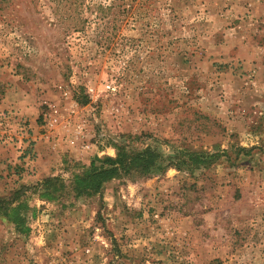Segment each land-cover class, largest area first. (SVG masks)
<instances>
[{
  "label": "rangeland",
  "instance_id": "obj_1",
  "mask_svg": "<svg viewBox=\"0 0 264 264\" xmlns=\"http://www.w3.org/2000/svg\"><path fill=\"white\" fill-rule=\"evenodd\" d=\"M0 264H264V0H0Z\"/></svg>",
  "mask_w": 264,
  "mask_h": 264
},
{
  "label": "trees",
  "instance_id": "obj_2",
  "mask_svg": "<svg viewBox=\"0 0 264 264\" xmlns=\"http://www.w3.org/2000/svg\"><path fill=\"white\" fill-rule=\"evenodd\" d=\"M150 154L148 153L147 156H145V159L143 160V157H141L140 159V155L139 158L137 160H143V161H149L150 158ZM134 157V156H133ZM151 159V158H150ZM109 161L112 162L111 159L106 158L104 159V161ZM117 162L119 160H116ZM113 168H104V169H95L94 167L90 168L88 171H86V173L82 176H76L74 179V184L76 186L77 190L85 191L88 189H96L98 187V183H99V179H104L107 178L108 176H110V174L113 172Z\"/></svg>",
  "mask_w": 264,
  "mask_h": 264
},
{
  "label": "built area",
  "instance_id": "obj_3",
  "mask_svg": "<svg viewBox=\"0 0 264 264\" xmlns=\"http://www.w3.org/2000/svg\"><path fill=\"white\" fill-rule=\"evenodd\" d=\"M103 90L107 93H111V94H115L118 92V86L114 83L113 80H108L104 83L103 85ZM53 110V112H52ZM57 110L56 109H51V112L48 113H56ZM56 123V118L55 116H51L48 117L47 119H45V125L50 129L51 127L54 126V124Z\"/></svg>",
  "mask_w": 264,
  "mask_h": 264
}]
</instances>
